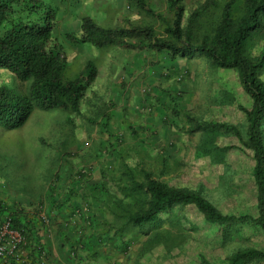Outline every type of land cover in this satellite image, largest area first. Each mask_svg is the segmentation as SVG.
Instances as JSON below:
<instances>
[{
  "label": "rangeland",
  "instance_id": "374dc122",
  "mask_svg": "<svg viewBox=\"0 0 264 264\" xmlns=\"http://www.w3.org/2000/svg\"><path fill=\"white\" fill-rule=\"evenodd\" d=\"M46 1L56 8L54 35L65 47V79L76 78L89 60L99 73L74 125L60 108L35 109L16 129L0 124V200L7 206L0 218L19 216L31 227L27 235L38 236L26 239L23 264H90L85 259L90 254L100 258L95 264H205L202 255L222 264L239 248H264L259 226L210 223L193 205H175L160 222L141 227L127 221V212L140 210L145 195L122 178L124 161L139 180L148 171L170 185L201 190L225 213L257 214L253 153L243 144L244 109L253 101L238 71L199 53L173 58L149 46L100 48L66 37L79 32L82 17L89 15L104 27L149 25L175 43L165 30L174 18L168 0H143L157 16L135 0ZM206 1L180 2L184 27ZM225 2L210 4L194 27L196 41L213 32ZM242 13L240 0L234 16ZM262 20L248 43L254 57L264 47V12ZM21 83L0 67V87L28 93L31 80ZM209 121L234 125L240 135L190 131Z\"/></svg>",
  "mask_w": 264,
  "mask_h": 264
},
{
  "label": "trees",
  "instance_id": "16d2710c",
  "mask_svg": "<svg viewBox=\"0 0 264 264\" xmlns=\"http://www.w3.org/2000/svg\"><path fill=\"white\" fill-rule=\"evenodd\" d=\"M135 1L148 14L157 16L143 0ZM181 1L168 0L174 18L165 30L175 43L158 37L154 27L149 25L110 28L100 25L89 15L82 17L79 32H69L66 37L74 44L100 48L123 46L145 49L149 46L168 50L173 58L199 53L220 68L237 70L253 101L250 109H244L247 112L248 129L247 140L243 144L253 153L252 178L256 187L258 212L255 216L225 213L201 190L170 185L148 171L144 172V179L139 180L131 164L124 161L122 178L132 184L133 191L145 195L140 210L127 212V221L132 226L141 227L160 222L161 216L175 205H193L207 222L229 229L251 223L264 232V47L257 57L251 54L248 47L253 35L263 26L264 0H243V13L239 19L234 16V11L240 0H226L220 22L211 34H204L199 41H196L194 27L210 4H216V0H207L195 9L186 27L183 25L184 7ZM55 17L56 8L46 0H0V67L13 73L21 84L31 80L28 93H20L7 86L0 87V124L7 129L22 127L35 109H63L69 114L68 121L74 125L76 117L81 114L87 91L98 77L97 64L89 60L76 78L65 79L68 61L64 45L54 35ZM128 39L138 40V44ZM147 40L152 42L147 44ZM110 118L108 114L106 121ZM104 127L107 128L106 123ZM194 130L240 135L239 128L222 121L197 122L190 131ZM6 209V203L0 200V213ZM5 216L0 218V222ZM12 219L13 225L28 236L27 231L31 227L19 216H12ZM37 238L35 233L32 237H26L28 243ZM35 252H40L37 247ZM201 259L203 263L211 264L204 255ZM258 263H264V248L251 246L234 251L222 264Z\"/></svg>",
  "mask_w": 264,
  "mask_h": 264
},
{
  "label": "built area",
  "instance_id": "2783aa9c",
  "mask_svg": "<svg viewBox=\"0 0 264 264\" xmlns=\"http://www.w3.org/2000/svg\"><path fill=\"white\" fill-rule=\"evenodd\" d=\"M25 243L24 232L13 225L11 216L6 215L0 222V264H23Z\"/></svg>",
  "mask_w": 264,
  "mask_h": 264
},
{
  "label": "crops",
  "instance_id": "0c3cea01",
  "mask_svg": "<svg viewBox=\"0 0 264 264\" xmlns=\"http://www.w3.org/2000/svg\"><path fill=\"white\" fill-rule=\"evenodd\" d=\"M84 226V225H83ZM88 233V232H87ZM27 248H23V254L25 256V254L27 255L28 251ZM87 254V253H86ZM82 256V255H81ZM97 256L95 254H90L88 255L87 257H85L86 259V262L89 263L91 262L92 264H95L96 262H99L100 261V258H96ZM60 258V257H59ZM61 259V258H60ZM90 263V264H91Z\"/></svg>",
  "mask_w": 264,
  "mask_h": 264
}]
</instances>
